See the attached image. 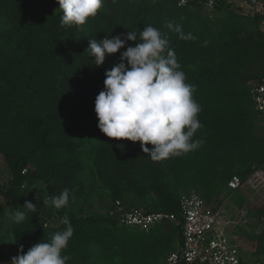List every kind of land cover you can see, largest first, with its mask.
Returning a JSON list of instances; mask_svg holds the SVG:
<instances>
[{"label":"trees","instance_id":"1","mask_svg":"<svg viewBox=\"0 0 264 264\" xmlns=\"http://www.w3.org/2000/svg\"><path fill=\"white\" fill-rule=\"evenodd\" d=\"M180 1L105 0L84 25L62 27L57 0H0V156L9 173L0 182V220L11 216L0 237V264L12 262L19 245L26 253L65 230L64 216L75 230L63 253L71 257L67 264H166L178 250L169 249L172 241L183 242V196L199 188L212 206L234 176L245 183L264 169V116L252 94L264 80V15H243L235 0H215L211 11L205 0ZM169 22L196 39H179ZM148 25L169 41L202 109V127L193 137L199 147L161 161L140 142L114 140L98 127L95 99L105 71L137 42L127 41L101 67L86 50L92 39L129 31L139 36ZM65 188L75 200L64 208L43 203ZM26 200L36 211L16 223L13 214ZM117 201L177 221L158 232L130 231L114 214ZM253 212L262 225L264 203ZM255 249L264 264V233ZM240 264L249 263L242 257Z\"/></svg>","mask_w":264,"mask_h":264},{"label":"clouds","instance_id":"2","mask_svg":"<svg viewBox=\"0 0 264 264\" xmlns=\"http://www.w3.org/2000/svg\"><path fill=\"white\" fill-rule=\"evenodd\" d=\"M57 3L62 12L61 26H80L98 15L105 0ZM167 27L181 40L196 39L191 33L185 34L179 24L169 22ZM127 41L137 43L120 52ZM86 50L97 67L104 65L107 55L120 52V63L105 71L104 89L95 99L102 133L114 140L140 142L142 151L153 161L181 157L199 147L202 142L193 140L202 127L198 119L202 109L193 96L196 88L186 82L175 51L160 29L148 25L139 36L129 31L126 35L92 39ZM70 198L75 200L71 190L65 188L58 196L44 198L43 203L59 210L69 204ZM21 209L13 214L16 223L23 222L28 212H35L36 205L26 200ZM62 223L65 230L34 244L26 253L19 245L12 264H67L71 257L63 253L75 230L68 216Z\"/></svg>","mask_w":264,"mask_h":264},{"label":"built area","instance_id":"3","mask_svg":"<svg viewBox=\"0 0 264 264\" xmlns=\"http://www.w3.org/2000/svg\"><path fill=\"white\" fill-rule=\"evenodd\" d=\"M189 0H181L180 6H185ZM208 11L213 10L215 0H205ZM232 4L243 15H264L262 0H235ZM252 94L255 108L264 116V80L257 83ZM264 169L253 173L247 182L234 176L228 183L230 191H237L244 186L254 189L253 196L264 187ZM121 222L128 228L149 232L165 221H177L174 215L167 213H151L147 210L126 208L120 201L115 204ZM222 204L208 206L205 199L196 191H191L181 200L182 238L180 248L172 252L166 264H240L241 251L222 228ZM113 214V215H114Z\"/></svg>","mask_w":264,"mask_h":264},{"label":"rangeland","instance_id":"4","mask_svg":"<svg viewBox=\"0 0 264 264\" xmlns=\"http://www.w3.org/2000/svg\"><path fill=\"white\" fill-rule=\"evenodd\" d=\"M84 127L88 126V123L85 121L83 122ZM9 179V173L7 171L6 164L3 160V158L0 156V182L6 183ZM264 185V184H263ZM36 187L43 190L45 187L43 184H36ZM194 191L198 192L202 197L203 194L200 192L199 188H196ZM254 189H252L250 186H244L240 190L237 191H230L227 187L222 190L220 194L214 195L212 198L211 205L222 204V211H221V222H222V228L225 231V233L228 235V237L231 238L234 242L236 241L237 245H240L242 247V251L246 249V243L244 242L247 235L246 229L250 228V223L244 222L245 221V212L243 207H248L251 204L250 200H253L254 204L258 203H264V187L259 190V192L256 193V197L253 196ZM1 200V199H0ZM167 221L164 223L158 224L154 229L162 230L165 228L166 225H168ZM255 223V221H254ZM11 224V216L10 214H7L6 218L0 220V237L9 229ZM57 224V223H55ZM125 226V225H124ZM126 227V226H125ZM254 227V224H253ZM128 228V227H126ZM130 231H135L137 233H141L139 230L128 228ZM153 229V230H154ZM152 230V231H153ZM245 232L244 237L239 238L237 235ZM148 233V232H144ZM240 239V242L237 239ZM181 239L176 238L172 241L171 245L169 246V249H179L181 246ZM244 253V251H243ZM1 264H12V262H2ZM164 264V263H163Z\"/></svg>","mask_w":264,"mask_h":264},{"label":"crops","instance_id":"5","mask_svg":"<svg viewBox=\"0 0 264 264\" xmlns=\"http://www.w3.org/2000/svg\"><path fill=\"white\" fill-rule=\"evenodd\" d=\"M255 197L256 196H254V198ZM250 201H251L250 206L243 207V208H245V209H243L245 212V215H244L245 221L244 222L250 223V228L246 229L248 237H246L247 239L244 240V242L246 243V246H247L246 249L243 250L244 253L242 251V247H240V245H238V246L240 248L242 257H244V260L246 262H248L249 264H260L261 261L258 259L257 255H256L257 250L255 248H256L258 236L261 235L262 233H264V221L261 225L259 221H257L256 219H253L254 216H252V214L254 213L253 207L257 206V205H261V202L258 204H254L253 200H250ZM254 221H255V223H254ZM253 224H254V227H253ZM244 233L245 232H242L240 234L237 233V235L239 236V238H241V237H244V235H245ZM239 238L237 240L240 242ZM234 243L237 245L236 241Z\"/></svg>","mask_w":264,"mask_h":264}]
</instances>
